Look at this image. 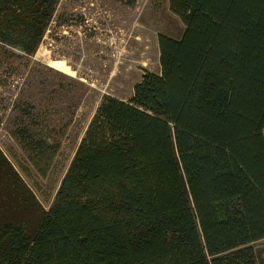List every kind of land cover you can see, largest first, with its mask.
Listing matches in <instances>:
<instances>
[{
	"label": "trees",
	"instance_id": "obj_1",
	"mask_svg": "<svg viewBox=\"0 0 264 264\" xmlns=\"http://www.w3.org/2000/svg\"><path fill=\"white\" fill-rule=\"evenodd\" d=\"M59 1L0 0L1 67L30 60ZM175 1L185 28L158 35L160 72L102 95L48 209L0 149V264H258L264 0ZM24 102L12 135L40 170L73 112L57 125Z\"/></svg>",
	"mask_w": 264,
	"mask_h": 264
},
{
	"label": "rangeland",
	"instance_id": "obj_2",
	"mask_svg": "<svg viewBox=\"0 0 264 264\" xmlns=\"http://www.w3.org/2000/svg\"><path fill=\"white\" fill-rule=\"evenodd\" d=\"M60 0L35 52L0 66V149L40 205L48 209L102 95L128 100L143 74L160 72L158 35L179 38L183 16L175 0ZM14 55L19 52L13 51ZM8 54L2 52L0 62ZM15 60V58H13ZM68 97L60 101L58 96ZM31 96L40 110L69 121L55 156L38 170L12 135ZM54 97V98H50ZM73 97V98H71ZM23 103V111H22ZM264 264V239L252 244Z\"/></svg>",
	"mask_w": 264,
	"mask_h": 264
}]
</instances>
